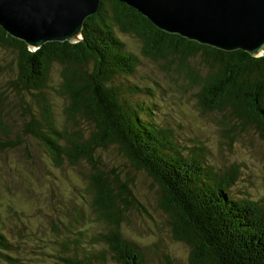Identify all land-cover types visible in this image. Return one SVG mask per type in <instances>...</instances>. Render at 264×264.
Listing matches in <instances>:
<instances>
[{"label":"trees","instance_id":"obj_1","mask_svg":"<svg viewBox=\"0 0 264 264\" xmlns=\"http://www.w3.org/2000/svg\"><path fill=\"white\" fill-rule=\"evenodd\" d=\"M117 31L140 40L146 58L164 61L163 71L176 66L177 73L201 87L199 107L230 119L225 136L255 128L264 142V56L222 51L164 33L117 0H103L77 43L51 42L31 50L0 27V47L13 53L16 73L8 90L0 89V134L8 132V93H31L38 108L19 103L29 118L23 133L49 152L55 167L85 163L91 170L85 180L100 230L83 228L60 242L55 258L62 264H150L149 247L123 227L125 214L141 206L131 178L124 179L117 169L106 171L101 163L99 152L116 147L133 169L159 186V208L169 217L173 239L188 247L191 264H264V207L233 194L239 178L235 166L223 170L206 157L208 148L192 138L187 141L194 144L193 153L181 146L174 126L157 115L161 105L153 89L134 82L141 62ZM196 58L205 66L204 75L191 65ZM56 64L62 68L57 94L69 101L64 124L46 99ZM9 147L15 145L0 141L1 151ZM84 213L78 211L77 226ZM12 246L2 232L0 210L3 259L16 260Z\"/></svg>","mask_w":264,"mask_h":264},{"label":"rangeland","instance_id":"obj_2","mask_svg":"<svg viewBox=\"0 0 264 264\" xmlns=\"http://www.w3.org/2000/svg\"><path fill=\"white\" fill-rule=\"evenodd\" d=\"M117 35L128 51L140 59L134 82L153 89L155 100L161 105L157 115L174 126L181 146L189 147L193 153L194 144L187 141V137L192 138L208 148L206 157L223 170L235 166L239 178L233 194L264 207V142L258 131L250 128L225 136L230 119H224L222 113H206L199 107L197 95L201 87L177 73L176 66L165 72L164 61L146 58L142 42L133 35L120 31ZM191 65L205 74L201 59L192 60ZM0 67H7L0 75V89L8 90V82L16 78L14 55L1 47ZM61 71L59 65L53 66L46 99L57 121L64 124L69 101L57 94L62 82ZM20 102L34 111L38 108L35 95L8 93L4 117L8 132L0 134V141L15 147L0 150V210L2 232L12 243L10 255L16 260L8 261L0 256V264H62L55 258L60 242L82 232L83 228L98 231L102 225L87 193L89 185L85 179L91 170L85 163L77 167L67 164L60 169L55 167L49 152L23 133L24 122L29 118L25 117ZM99 155L103 169H117L124 179L126 175L131 178L130 188L142 207L135 206L125 214L123 227L143 246L149 247V263L191 264L188 247L173 239L169 217L159 208V186L145 173L133 169L116 147L100 151ZM77 210L85 212V220L78 226Z\"/></svg>","mask_w":264,"mask_h":264},{"label":"water","instance_id":"obj_3","mask_svg":"<svg viewBox=\"0 0 264 264\" xmlns=\"http://www.w3.org/2000/svg\"><path fill=\"white\" fill-rule=\"evenodd\" d=\"M158 30L218 50L264 56V0H117ZM103 0H0V27L31 50L77 43Z\"/></svg>","mask_w":264,"mask_h":264}]
</instances>
